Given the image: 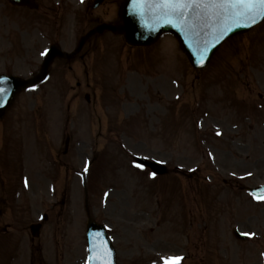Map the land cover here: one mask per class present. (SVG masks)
<instances>
[{
  "label": "rangeland",
  "instance_id": "1",
  "mask_svg": "<svg viewBox=\"0 0 264 264\" xmlns=\"http://www.w3.org/2000/svg\"><path fill=\"white\" fill-rule=\"evenodd\" d=\"M37 1L29 11L0 0V73L27 77L52 42L74 50L88 29L115 21L121 2ZM169 40L174 51L163 38L144 51L110 33L93 37L85 69L55 64L40 90L15 98L0 126V264H83L86 209L119 264H260L264 203L244 189L264 184V22L227 40L200 73ZM133 156L170 173L154 178ZM57 170L62 187L46 179ZM43 214L49 222L32 240L28 226ZM235 227L255 235L237 241Z\"/></svg>",
  "mask_w": 264,
  "mask_h": 264
},
{
  "label": "water",
  "instance_id": "2",
  "mask_svg": "<svg viewBox=\"0 0 264 264\" xmlns=\"http://www.w3.org/2000/svg\"><path fill=\"white\" fill-rule=\"evenodd\" d=\"M14 4H24L27 7H34L29 0H8ZM120 9V25L118 27H112L108 25H100L94 32H102L107 29L113 32H122L125 36V40L129 45H149L152 43L160 34L164 32H171L174 34L180 42L182 50L187 53L191 63L198 69L201 68L206 62H208L211 55L215 52L219 45L220 35L219 33L225 28H231V35L242 33L248 29L249 26L253 25L247 20H226L220 19L211 12H205L204 14L197 17L196 15L188 16V25L185 27L178 28L173 24L158 20L155 16L149 13L143 19H139L130 15L131 0H125L122 2ZM264 17L257 16L256 23L262 20ZM250 23V25H249ZM90 32L86 37H88ZM225 37V35H224ZM85 38L81 39V45ZM219 41V42H218ZM55 56L69 58L70 55L62 53L57 47H51L48 52L47 59L44 62V67L51 62ZM0 78H6L0 76ZM28 82L19 81L14 77H7L6 87H10L8 95L2 101L0 105V115L4 110L12 103V99L19 91V87L26 85ZM138 163L151 167L155 172L158 168L154 164H149L143 160H138ZM99 227L90 225V230L87 234V241L90 247H108V243L105 240L103 233ZM96 235L92 236V233ZM35 234H37V228H35ZM237 237H242L236 235ZM264 257V256H263Z\"/></svg>",
  "mask_w": 264,
  "mask_h": 264
},
{
  "label": "snow or ice",
  "instance_id": "3",
  "mask_svg": "<svg viewBox=\"0 0 264 264\" xmlns=\"http://www.w3.org/2000/svg\"><path fill=\"white\" fill-rule=\"evenodd\" d=\"M205 12H211L220 19L226 20H247L251 24L256 23L257 16L264 17V0H131L130 15L143 19L149 13L158 20L175 27L183 28L188 25V16L196 15L199 17ZM231 31V28L223 29L220 38ZM46 49L42 55L47 54ZM7 78H0V105L8 95L10 87H6ZM137 167H142L137 165ZM245 235H255L245 233ZM96 251V249H92ZM264 255V254H262ZM181 258H172L166 264H179ZM92 264V258L89 259Z\"/></svg>",
  "mask_w": 264,
  "mask_h": 264
}]
</instances>
